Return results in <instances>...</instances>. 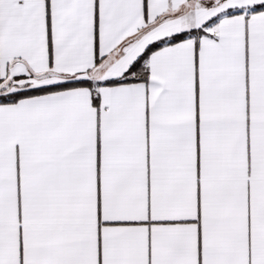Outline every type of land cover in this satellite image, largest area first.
Wrapping results in <instances>:
<instances>
[{"label":"snow or ice","instance_id":"1","mask_svg":"<svg viewBox=\"0 0 264 264\" xmlns=\"http://www.w3.org/2000/svg\"><path fill=\"white\" fill-rule=\"evenodd\" d=\"M0 264H264V0H0Z\"/></svg>","mask_w":264,"mask_h":264}]
</instances>
